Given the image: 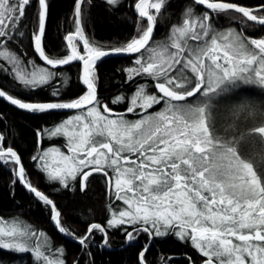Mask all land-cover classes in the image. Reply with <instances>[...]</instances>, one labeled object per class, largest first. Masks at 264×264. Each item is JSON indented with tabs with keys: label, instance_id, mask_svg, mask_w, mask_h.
I'll use <instances>...</instances> for the list:
<instances>
[{
	"label": "snow or ice",
	"instance_id": "1",
	"mask_svg": "<svg viewBox=\"0 0 264 264\" xmlns=\"http://www.w3.org/2000/svg\"><path fill=\"white\" fill-rule=\"evenodd\" d=\"M194 3L201 11L186 6L158 39L157 14L167 0H131L130 37L98 41L86 31L91 0H75L72 29L58 50L49 51V0H0V103L45 121L33 130L25 162L0 112V169L8 171L10 194L17 188L29 193L81 254L69 262L63 246L19 217H0V253L31 264H95L92 249H110L118 232L121 249H135L136 264H264V177L220 169L201 135L207 124H190L174 103L192 104L237 73L251 71L264 83V0ZM106 4L113 14L125 10L124 0ZM221 16L235 23L217 30L214 18ZM111 57L127 64L113 85L119 91L105 98L99 68ZM72 67L78 71L70 94ZM57 115L66 118L49 122ZM33 176L52 192H83L99 176L108 197L105 220L72 232ZM166 238L191 248L181 254L183 262L153 256Z\"/></svg>",
	"mask_w": 264,
	"mask_h": 264
},
{
	"label": "trees",
	"instance_id": "2",
	"mask_svg": "<svg viewBox=\"0 0 264 264\" xmlns=\"http://www.w3.org/2000/svg\"><path fill=\"white\" fill-rule=\"evenodd\" d=\"M75 0H49V22L46 32V43L49 51H56L63 44L64 34L73 27L72 19L74 12ZM248 4H255L257 0H243ZM168 7L157 14L159 31L155 33L158 39L166 36L170 25L177 24L181 19V13L186 10V6H192L195 13H199L201 8L191 0H167ZM125 10L120 14H113L108 10V5L102 0H91V5L86 9V31L98 41H123L130 37L133 30L131 15V0H124ZM235 22L226 17H215L214 27L225 29ZM253 35L257 33L249 30ZM264 36V33H259ZM27 47V40H25ZM127 64L122 58H110L99 68L102 87L101 95L105 98L116 95L118 89L113 85L120 82L121 74L118 69ZM78 69L72 67L68 75L72 78V89L70 94L75 92L76 73ZM245 94V93H244ZM238 95L233 105H224L214 113L217 133L227 135L238 142L243 141L247 135L252 123L261 119L264 115V101L262 99L251 98L246 95ZM232 104V103H231ZM232 106V107H231ZM119 108V106H117ZM160 106H157V110ZM0 112H3L8 125H10L16 134V143L24 153L25 162L28 161L33 151V130L37 125L44 124V120L29 117L26 113L20 112L7 105L0 103ZM66 117L57 115L49 119L61 120ZM243 141V145H244ZM252 146L245 145V151H253L254 157L259 152L257 146L251 142ZM250 144V145H251ZM10 176L6 169H0V217L6 220L19 217L26 223L32 225L39 231L46 233L57 246H63L66 249V255L69 262L73 257H79L80 252L76 243L62 237L53 227L48 211L41 206L29 193L22 188H17L15 195H11L9 187ZM34 182H38L46 192H48L60 206L63 211V220L65 225L77 235L85 231L86 224L94 220L103 222L106 218V207L108 197L105 193V183L99 176L85 189V191H68L62 190L52 192L38 177L33 176ZM99 240V236H97ZM123 238L118 232L114 233L111 238L110 249L98 250L93 248L95 264H136V251L129 247L126 250L121 249ZM185 251L191 252V248L184 245L175 238H166L160 240L154 249L153 256L158 257L161 253L169 256L175 255L177 259L183 262L184 257L181 255ZM195 255V253H193ZM87 259V258H86ZM199 261L200 257L197 255ZM0 260L4 264H31L30 260H13L12 254L0 253Z\"/></svg>",
	"mask_w": 264,
	"mask_h": 264
},
{
	"label": "flooded vegetation",
	"instance_id": "3",
	"mask_svg": "<svg viewBox=\"0 0 264 264\" xmlns=\"http://www.w3.org/2000/svg\"><path fill=\"white\" fill-rule=\"evenodd\" d=\"M235 86V90L233 89L234 97L238 95H246L251 98L257 97L258 99H262L264 101V88L255 87L253 84H238ZM216 93H220V88L216 91ZM191 99V98H190ZM180 103L188 104L187 101L179 100ZM232 103V104H231ZM234 102H208L203 107L204 113L202 114L201 122L204 127L207 124V131H202V136H205L207 139V144L205 147L211 146L212 148L220 151L221 153L227 152L230 154L234 160L236 161L233 166V170L237 171V169L244 168L248 171L250 175H256L264 177V138L262 133L260 132L261 128H264V115L261 119L252 123V126L247 129V135L243 138V141H237L235 139L229 138L227 135L222 133H217L215 123V117L213 116L215 111L220 109V107L224 105H233ZM235 105V103H234ZM233 105V106H234ZM232 107V106H231ZM251 142L257 146V151L259 154L257 157H254L253 151H249L251 155L247 154L245 151V145L249 147L252 146ZM251 144V145H250ZM240 167V168H239Z\"/></svg>",
	"mask_w": 264,
	"mask_h": 264
},
{
	"label": "rangeland",
	"instance_id": "4",
	"mask_svg": "<svg viewBox=\"0 0 264 264\" xmlns=\"http://www.w3.org/2000/svg\"><path fill=\"white\" fill-rule=\"evenodd\" d=\"M106 2V0H102ZM152 2V0H150ZM217 30H223V29H217ZM169 32V31H168ZM166 33V35L168 34ZM238 84H253L255 87H261L264 88V83H261L259 78L255 75V73L249 71L245 73H237L235 77L225 78L221 79L218 83L214 84L213 88H210L206 90L204 94H202L198 100H193L192 104H184L180 103L179 100L175 101L178 105V111L182 114V118L186 121H188L190 124L198 125L201 129L202 122V114L204 113L203 107L208 102H227V101H233L236 99L237 96L234 97L233 89ZM249 85V84H248ZM187 87H191V85H188ZM220 88V93H216V91ZM235 90V89H234ZM178 91L184 92L185 88L182 87ZM256 98V96H255ZM258 98L254 99V101H257ZM202 135V131H201ZM264 138V134H262ZM203 139H207L205 136H202ZM211 154L212 158L214 159L216 165L220 169H233V166L235 165L236 161L234 158L228 154L227 152L221 153L220 151L212 148L211 146L206 147ZM240 168V167H239ZM238 172H242L245 174H248V171L244 168L237 169Z\"/></svg>",
	"mask_w": 264,
	"mask_h": 264
},
{
	"label": "water",
	"instance_id": "5",
	"mask_svg": "<svg viewBox=\"0 0 264 264\" xmlns=\"http://www.w3.org/2000/svg\"><path fill=\"white\" fill-rule=\"evenodd\" d=\"M193 3H194V0H191ZM197 6H199L200 8H201V6L200 5H198V4H196ZM111 58H117V57H111ZM110 59V58H109ZM7 104V103H6ZM8 105V104H7ZM10 106V105H9ZM13 108V107H12ZM52 223V222H51ZM53 225V224H52ZM56 230V229H55ZM57 231V230H56ZM58 232V231H57ZM59 233V232H58ZM60 234V233H59ZM62 237H64L65 239H67V240H69V241H71V242H74L72 239H69V238H67L66 236H64V235H62V234H60ZM75 243V242H74Z\"/></svg>",
	"mask_w": 264,
	"mask_h": 264
}]
</instances>
